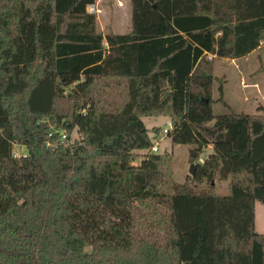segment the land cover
Returning <instances> with one entry per match:
<instances>
[{"label":"trees","instance_id":"trees-1","mask_svg":"<svg viewBox=\"0 0 264 264\" xmlns=\"http://www.w3.org/2000/svg\"><path fill=\"white\" fill-rule=\"evenodd\" d=\"M95 3L0 0V264H264V114L213 98L215 60L264 45V0H130L127 33ZM161 115L194 145L183 183L173 153L133 163Z\"/></svg>","mask_w":264,"mask_h":264},{"label":"rangeland","instance_id":"rangeland-1","mask_svg":"<svg viewBox=\"0 0 264 264\" xmlns=\"http://www.w3.org/2000/svg\"><path fill=\"white\" fill-rule=\"evenodd\" d=\"M98 7L91 12L97 15L98 27L103 32L114 30L117 33H127L130 30V0H96ZM109 27V28H108ZM214 73L218 78L214 85L213 98L214 111L216 114L236 111L238 113L262 115L264 114V45L243 59L219 58L215 60ZM219 85L223 86V101L220 98ZM143 121L154 139V145L159 146V153L166 151L174 155L173 177L178 183H183L191 175L190 169L194 162L190 158V150L193 144H173L171 138L165 131L171 128L172 121L167 116H145ZM171 124V126H170ZM160 127L157 134L153 129ZM55 130V129H54ZM81 137L77 129L71 132L73 142ZM68 141V142H69ZM15 151L27 154L26 146L15 145ZM213 151L212 146H207L200 154L199 161L204 159ZM137 154L134 164H139L144 156L152 153V149L136 150ZM230 180H215L219 194L229 193ZM256 226L260 233H264V204H256Z\"/></svg>","mask_w":264,"mask_h":264},{"label":"built area","instance_id":"built-area-1","mask_svg":"<svg viewBox=\"0 0 264 264\" xmlns=\"http://www.w3.org/2000/svg\"><path fill=\"white\" fill-rule=\"evenodd\" d=\"M89 9H90L91 12L95 11V5H94V4L90 5ZM170 126H171V124H170ZM168 129H169V128H166L165 131L168 132ZM61 133H62V135H63L64 138L67 136L66 132L63 131V132H61ZM159 151H160V150H159V146H158L157 144L153 145V147H152V152H153V153H159ZM22 155H24V154H20L19 152L14 151V156H16V157L19 158V157H21Z\"/></svg>","mask_w":264,"mask_h":264},{"label":"water","instance_id":"water-1","mask_svg":"<svg viewBox=\"0 0 264 264\" xmlns=\"http://www.w3.org/2000/svg\"><path fill=\"white\" fill-rule=\"evenodd\" d=\"M202 101L204 103H209V99L208 98L203 99ZM190 173H191V175H194L195 174V164H192L191 169H190Z\"/></svg>","mask_w":264,"mask_h":264},{"label":"crops","instance_id":"crops-1","mask_svg":"<svg viewBox=\"0 0 264 264\" xmlns=\"http://www.w3.org/2000/svg\"><path fill=\"white\" fill-rule=\"evenodd\" d=\"M94 5H95V7H98V4L97 3H95Z\"/></svg>","mask_w":264,"mask_h":264}]
</instances>
